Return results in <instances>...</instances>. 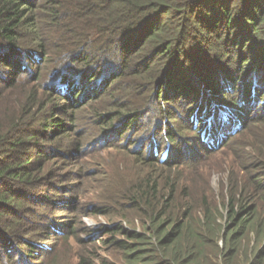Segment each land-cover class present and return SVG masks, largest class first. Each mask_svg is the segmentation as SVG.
<instances>
[{
	"label": "trees",
	"instance_id": "16d2710c",
	"mask_svg": "<svg viewBox=\"0 0 264 264\" xmlns=\"http://www.w3.org/2000/svg\"><path fill=\"white\" fill-rule=\"evenodd\" d=\"M65 13L68 15L63 18ZM154 59H158L160 70H152ZM141 69H147L145 74ZM174 76L179 79L176 84ZM158 77L154 96L169 100L168 85L186 96L189 113H193L189 119L192 130L200 132L199 139L212 150L241 134L249 122L262 123L264 0H0V264H32L33 257H44V253L41 264H57L60 255L54 256L53 246L47 242L50 227L54 234L60 233L61 227L47 224L45 218L36 229L27 230L32 221L25 219L31 202L52 201L43 195L39 199L30 187L40 180L43 183L44 177L36 175L39 166L51 156L48 148L52 143L68 131L63 119L52 112L55 108L46 116V108L54 100L44 101L46 91L62 103L68 100L61 109L71 106L73 110L81 105L77 99L86 94V84L92 83L93 91L106 94L122 79L138 78L128 84L139 89ZM150 98H143L141 107L149 104ZM164 102L158 109L167 116L169 101ZM141 107L120 108L117 117L127 120L133 116V121L141 115ZM164 123L155 124L154 130L163 129L171 141L164 145L163 158L155 162L170 168L172 157L177 156L172 142L175 132ZM156 139L159 154L163 144ZM33 152H37L34 157ZM253 154L264 158V141ZM257 165L264 169V159ZM254 181L253 192L246 190L262 203L264 174ZM137 186L133 188L136 193L131 190L132 201L145 208L146 217L154 221L153 227L148 226L151 236L147 240L145 234L126 231L136 246L128 241L117 243L126 250L142 246L138 252L155 256H142L145 264H235L239 252L231 242L242 241L252 225L259 235L264 232L260 225L263 213L256 205L238 209L233 194L229 199L233 222L226 226V242L221 248L215 241L218 231L212 225L213 213L202 216L209 232L201 233L185 223L188 218L194 221L190 217L196 210L192 201L183 207V221L159 223L164 213L158 212L157 206L172 202L175 196L161 197L152 181ZM261 207L264 210V203ZM109 229L115 234L122 232L117 225ZM207 246H213L212 255L205 254ZM83 260L78 264H86ZM250 264H264V244L254 247Z\"/></svg>",
	"mask_w": 264,
	"mask_h": 264
},
{
	"label": "rangeland",
	"instance_id": "374dc122",
	"mask_svg": "<svg viewBox=\"0 0 264 264\" xmlns=\"http://www.w3.org/2000/svg\"><path fill=\"white\" fill-rule=\"evenodd\" d=\"M67 15L65 13L62 17ZM221 42L222 40L219 41ZM138 58L139 54L136 55L135 61H138ZM155 59L152 61V70L157 71L161 67H158V59ZM141 70L142 74H145L147 69ZM179 72H182V69ZM177 76L181 77L179 74ZM159 77L153 83L147 81L141 84L139 89L128 84L138 78L122 79L115 82L106 94L96 93L91 88L92 83L86 84V87H89L86 89L87 95L83 93L78 97L81 105L73 110L71 106H66V110L61 109L68 100L62 103L55 99L54 93L46 91L44 101L54 99L46 108V116L52 115L51 109L55 108L52 112L55 117L63 119L68 131L65 136L62 134L60 139L52 143L48 148L51 156L39 166L42 168L36 175L44 177L43 183L40 180L30 187L39 199L43 195L54 202L45 199L38 203L31 202L25 219L32 221L27 230L36 229L39 222L46 221L45 218H48L47 224L61 227V232L57 234H54L55 230L50 227L52 233L50 241L47 242L53 246L54 256L60 252L57 264H78L82 263L83 259L86 264H145L146 258L142 256L155 257L145 254L146 252H138L142 246L138 249L132 248L136 246V241L129 239L125 234L126 231L139 232L145 234L147 240L148 236H151L148 226L153 227L154 221L146 217L145 208H139L132 201L133 193H136L133 188H137V185L144 186L149 181L157 185L161 197L167 196L171 199L175 196L172 202L164 204L161 208L157 206V211L164 213L158 219L159 223L165 221L166 224L171 219L183 221L186 217L183 207L192 201L196 210L190 217H193L194 221L188 218L184 220L185 223L201 233L209 232L202 216L213 213L215 223L212 225L218 231L215 241L221 248L226 242V226L230 220L233 222L234 216H231L229 206V199L233 194L237 199L238 209L244 205H256L257 211L264 215L261 207L264 200H261L262 203L257 202L253 193L246 190L249 188L253 192V185L256 184L254 179H257L259 174H264V169L257 165L258 162H263L264 158L255 157L253 154V150L263 146L264 139L261 137L264 121L249 122L241 134L229 140L222 148L212 150L201 142L200 132L192 130L189 123L192 111L189 113L191 106L188 107V100L184 98L186 96L178 95L180 93L170 85L165 89L169 100L154 96ZM174 80L175 84L179 81L176 77ZM28 85L31 87V84ZM37 92L41 94L43 91ZM84 95L88 98H83ZM148 95H151L150 103L141 107L142 99ZM18 96L20 97V94ZM164 101H169V104H166L169 117L158 109ZM130 105L141 107V115L133 121V116L127 120L118 118L120 108ZM164 122L168 129L175 132L172 142L175 144L174 151L177 156L172 157L174 164L170 168L155 162L156 158H163L164 145L168 140L171 141L163 129L154 130L155 124L162 126ZM154 137L160 146L163 144V147L159 148V154H156L158 144L154 142ZM253 142L257 143L255 149ZM53 147L56 148L55 152H52ZM36 153L30 154L34 157ZM205 201L206 206H203ZM262 218L260 225L264 226V216ZM114 225L120 226L122 232L113 233L109 227ZM250 229L242 241L238 240L233 244L231 242V246L237 247L239 252V256L235 257V264H250L254 247L264 244V232L261 236L253 225ZM42 231L45 229L42 228ZM31 233L24 236L29 237ZM118 241H128L132 247L126 250L117 243ZM212 247L207 246L206 255H212ZM136 253L140 255L139 258H135ZM45 257L46 253L44 257H33L32 264L43 263ZM155 261H158L157 258Z\"/></svg>",
	"mask_w": 264,
	"mask_h": 264
}]
</instances>
